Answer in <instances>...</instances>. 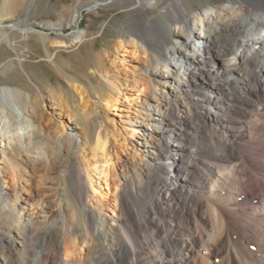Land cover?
<instances>
[{
	"label": "bare ground",
	"instance_id": "obj_1",
	"mask_svg": "<svg viewBox=\"0 0 264 264\" xmlns=\"http://www.w3.org/2000/svg\"><path fill=\"white\" fill-rule=\"evenodd\" d=\"M30 1L0 0V40L7 41L16 50L15 58L2 63V72H7L9 68L14 67L24 68L20 38L24 34L34 35L35 31L23 20L11 25L5 22L15 18L23 10L29 12ZM157 5L162 6L168 16L180 22L172 28L164 23L165 34L161 32L162 29L154 17V7ZM102 6L136 9L134 19L137 26L129 33L147 43L148 48L134 38H130L134 55L140 56L148 63L147 73L151 70V74H158L155 69L163 62L168 70V76H165L167 80L163 85L167 89L165 92L168 91L167 93L171 95L169 98L177 106L181 105L185 114H190L193 107L199 112L203 109L205 116L223 129L227 139L228 137L234 139L233 153L236 152L239 155L243 164L241 169L232 166L230 168L226 164L213 167L208 176L196 184L189 179L194 170L190 169L192 163L189 162L192 161L195 152L191 148L192 145L186 141L189 135L182 129L189 122L185 117L188 115L178 114L179 110L177 113L168 114V110L166 112L164 107L154 113L148 105V110H151L149 112L154 113L159 122L168 119V122L174 126L172 130L161 128L158 140L161 145L156 146L154 142L157 141L152 139L148 142L150 146L153 148L155 146L157 149L152 154L155 155L158 163L157 168L164 174V177L157 181L159 194L167 193L176 197L180 190H187L191 192L190 194L192 192L205 194L207 206L212 205V209L209 207L213 212L211 216L220 225L222 231L219 236L221 239L213 246L209 244V240L207 241L211 246L209 256L214 260L227 253L230 264H264V189L259 197L248 192V185L258 182L256 175L260 174L264 178V149L256 150L253 147L257 146L258 140L264 141V133L258 136L251 134L250 137L248 132L251 126L244 125L245 123H264V0H215L194 14L190 13L191 15L188 14L187 4L183 0H94L86 9L93 11ZM75 23L76 26L72 31L58 35L57 45L66 47L68 43L75 44L85 39V31L79 28V18ZM9 26L18 30L19 33L9 31ZM9 34H13L14 37H8ZM39 37L44 42H52L47 33ZM47 48L50 47L47 46ZM154 55L157 59L155 63L154 59L150 58ZM116 62L117 58L113 63ZM105 81L112 93L103 105V112L107 122H111L110 112L119 110L117 106L120 104L123 89L118 81H112L108 77H105ZM145 82L150 88L151 81L147 78ZM71 85L80 91L83 100L89 103V96L85 95V91L79 88V85L72 83ZM25 99H30L25 88L0 87V210L11 214L17 212L20 218L25 217L23 226L26 232L31 226V219L35 213L39 218L53 225L57 222V218L64 217L61 215L63 206H61L59 188L64 178L69 176L79 181L83 210L91 217L92 226H96L94 235L97 233V236H105L104 246L107 247V251L110 250L113 244L112 240H109L108 225L94 212L97 208L103 209L108 199L104 200L100 183L98 188L93 185L88 170L91 161L86 160L88 147L91 149L95 164L101 161L109 167L114 161L113 158L117 153L109 146L107 130L105 127L102 128L94 141L90 142L87 139L88 135L78 125L69 126L72 131L68 136L70 150H64L61 131H59L60 125L65 126L64 122L60 119L50 120L49 123L47 121V111L55 107V103L48 104L47 98H43L39 105L32 101L30 104L29 102L25 104ZM127 130L113 133L112 137L121 136L126 140L127 136L132 134ZM246 142L250 145H246L247 149L240 150ZM134 148L137 154L139 148L136 145ZM71 151H74L77 161H81L82 164L73 167L69 158ZM61 160L65 162V166L58 170L56 164ZM107 172H110L112 176L116 175L112 167L107 169ZM53 174L57 177H52ZM113 184L118 186V180L115 179ZM228 186H231L233 191ZM92 192L93 197L90 195ZM125 195L126 198L122 200L120 208L117 199L111 201L114 214L119 210L115 215L118 218L112 219L116 224L114 230H120L121 235L125 234L124 237H126L125 245L117 247L115 251L119 256L127 253L137 258L141 253H148L154 257L155 252L151 251L150 241H140L135 244L131 240L133 236L139 240L142 239V234L145 233L144 223L139 219L133 205L137 199L135 194L127 191ZM91 201L94 207L92 211L88 204ZM191 202H194L193 195L186 197L184 205L187 211L192 212L191 214H196L199 209L201 211L204 208V203H197V207L195 206L197 209L192 210ZM158 206L159 203L157 205L151 203L149 207L147 206L148 218H145L144 222L150 223L151 214ZM30 209L31 213L28 214ZM120 213L124 214L125 218H120L121 216H118ZM99 225L103 227L101 231L99 230L100 232L97 228ZM69 227L67 231H70L72 225ZM5 229L6 231H0V264H48V249H44L41 243L37 244L40 250L33 260L27 259V253L24 250L23 263H20L17 257V252L21 250L19 246L25 249L30 234L26 233L22 243H19L13 238L11 228L7 226ZM86 229L85 239H89L91 231L85 227ZM64 231L66 232L65 229ZM62 234L64 235V232ZM66 234L68 235V232ZM74 234L76 235L73 233L68 237ZM188 235V240H176L173 236L166 234L165 241L161 240L163 243H160L159 247L166 246L165 243L168 245L174 243L180 247L176 254L174 250L162 247L165 253L174 257L172 264H193L200 252L199 246H204L205 239L198 234L188 232ZM76 238H73L75 242L69 243L71 246L66 243L67 241H63L62 245L59 244L60 254L54 255L52 264L84 263L82 261L86 259L85 245L87 243L84 245L78 243V246L74 247L72 243L78 241ZM106 242L111 246H106ZM95 262L94 264L101 263ZM102 264H112V261ZM155 264L165 263L163 258L159 257Z\"/></svg>",
	"mask_w": 264,
	"mask_h": 264
},
{
	"label": "rangeland",
	"instance_id": "obj_2",
	"mask_svg": "<svg viewBox=\"0 0 264 264\" xmlns=\"http://www.w3.org/2000/svg\"><path fill=\"white\" fill-rule=\"evenodd\" d=\"M93 1L31 0L29 12L23 10L15 18L7 20L5 24L9 25L23 20L29 27L33 28L35 34H24L20 38L22 39L24 68H9L7 72H2V63L15 58L16 50L7 41L0 40V87L25 88L30 97L29 100L25 99V104H28V102L30 104V101H32L39 105L43 98H47L48 104H51V102L55 103V107L47 111V121L49 123L50 120L55 121L60 119L64 122L65 126L60 125L59 128L61 139L64 143V150H70L68 136L72 131L69 126L78 125L88 135L87 139L90 142H93L99 131L105 127L108 132L109 146L117 153L116 157L113 158L114 161L109 167L101 161L95 164L91 149L88 147L86 148V160L91 161L90 165H88V170L93 185L98 188L100 183V190L104 195V200L108 199L103 209L97 208L94 212L108 225L107 228L110 232V237H108L109 240H112L113 246L108 245V241L105 244L113 248L110 247L111 249L107 251V247L105 248L103 243L105 236H97L96 232V235H94L93 232L96 231V226H92L91 217L86 215L83 210L79 181L69 176L64 178L59 188V194L62 199L61 206H63L61 209V215H64L63 218H57V222L50 225L49 222L39 218L35 213L31 219V226L26 232L23 226L25 217L20 218L17 212L11 214L10 212L0 210V231H6L5 228L9 226L13 238L19 243H22L26 233L30 234L25 249L19 246L21 250L17 252V257L20 263H23L22 255H24V250L27 253V255L25 254L27 259L33 260L40 250L37 244L41 243L44 249H48L47 263L52 264L51 261L54 255L60 254L59 244L62 245L66 241L67 244L72 241L75 242L73 238L77 237L76 241L77 239L78 241L72 243V246H78V243L79 245L82 243L83 245L84 243L88 244L85 245L87 255L86 259L82 261L84 262L83 264H94L96 263L95 261L101 262L100 264L106 261H112V264H155L159 257L163 258L165 264H172L171 262L174 257L165 253L162 247L174 250L175 254L179 252L180 247L174 243H169V245L165 243L166 246L159 247L160 243L165 241V235H171L176 240H188V232L189 234L190 232H194L205 239L204 246H208L204 247L200 243L202 246H199L200 252L193 264H230L227 253H224L225 255L222 254L223 256L221 255L214 260L209 256L211 246L221 239L219 236L222 231L220 230V225L211 216L213 213L211 210L212 205L207 206L205 194L200 192H192L190 194L191 192L189 193L187 190H180L179 195L176 197L167 195V193L159 194L157 181L161 177L163 178L164 174L162 170L157 168L158 163L155 155L152 154L157 149H155V146L154 148L150 146L148 142L152 139L153 141H157L154 142L156 146L161 145L158 141L161 128L172 130L174 127L168 122V119L162 122L157 120V116L154 113L158 112L160 108H166L165 110L166 112L168 110V114L172 112L177 113L179 110L178 114L188 115V117H185L189 122L182 129L189 135L186 141L192 145L191 148L195 152L192 161H188L192 163L190 169H194L189 179L199 184L200 181H203L208 176L210 169L213 167H221L226 164L230 168L231 166L236 169L243 168L239 155L236 152H234L235 154L233 153L234 147L232 144L234 139L230 137L227 139L225 134H223V129L214 122H211L205 116L206 113L203 109L199 112V110L193 107L190 114H185L181 105L177 106L174 104L173 100L169 98L171 95L167 93L168 91L165 92L167 89L163 85L165 80H167L165 76H168L167 66L163 62L155 69L158 74H151V70L147 73L146 67L149 66L148 63L140 56L134 55V50L131 47V39L134 38L148 48L147 43L140 40L138 36L129 33V31L135 29L134 27L137 26V22L134 19V15L137 13L136 9L133 7L102 6L93 11L88 10L81 13ZM183 1L187 4L188 14L191 15L205 8L215 0ZM154 17L163 33L164 23L169 28L180 24L179 21L168 16L165 9L159 5L154 7ZM78 18L79 28L86 33L85 39L75 44L68 43L66 47L57 45L56 42L59 41L58 35L72 31L76 26L75 21ZM8 29L11 32L19 33L13 27L9 26ZM46 33L49 34L52 42H44L39 37ZM8 37H14V35L9 34ZM47 46L50 48H47ZM116 58L117 62L114 64L113 61ZM150 58L154 59V63L157 60L155 55L150 56ZM150 64L153 63L150 62ZM105 77H108L112 81H118L120 87L123 89V94L120 95V104L117 106L119 110L110 112L111 122H107V117L103 112V105L110 93H112L105 81ZM147 78L151 81L150 88L145 82ZM71 83L76 86L79 85V88L85 91V95L89 96V103L83 100L81 92L75 89ZM148 105L151 106L152 111L148 110ZM244 125L251 126L248 132L250 137L251 134L258 136L264 133V123H245ZM126 130L130 134L132 133L130 136H127L126 140L121 136L112 137L113 133L125 132ZM245 141H247V138H245ZM135 145L139 148L137 154H135ZM246 145H250V143L246 142L243 147H240V150L247 149ZM187 147H189L188 144ZM253 147L256 150L264 149V141L258 140L257 146ZM235 150H238V148H235ZM69 158H71L70 162L73 167H76L77 164H82L81 161H77L74 151H71ZM63 166H65L63 160L56 164L58 170H61ZM111 167L114 168L116 175L112 176L110 172H107V169ZM55 176L57 177L55 174L52 175V177ZM115 179L118 180V186L113 184ZM256 181L258 182L254 184L250 182L248 192L253 193L255 197H259L261 191L264 189V178L260 174L256 175ZM228 188L233 191L231 186H228ZM126 190L135 194L137 198L135 203L132 202V204L134 203L133 205H135L134 208L138 212L139 219L143 220L145 231L142 234V239L139 240L133 236L131 240L135 244H138L140 241H150L152 245L151 251H153L152 253L155 252L154 257L148 253H141L137 258L127 253L119 256L117 255V251H115L117 247L125 245L126 237H124L123 231L121 232L124 236L121 235L120 230H114L116 224L112 219L118 218L115 215L119 210L114 214L111 201L117 199L120 208L122 200L126 198ZM93 194L92 192L90 195L93 197ZM192 195L194 201L191 202L192 210L197 209V203H204V208L201 211L199 209L196 214H191L192 212L187 211L184 207L186 197H191ZM261 201L263 202L262 199ZM151 203H155V205L159 203V206L151 214L150 223L146 221L145 223L144 219L148 218L147 208ZM88 204L92 211L94 209L93 201L88 202ZM30 213L31 209L28 214ZM118 216L125 218V215L121 213ZM85 223L87 224L85 225ZM71 225L72 230L67 231ZM85 227L91 231L92 237L90 236L89 239H85L87 232ZM97 228L98 232L103 229L101 225ZM61 231L64 232V235ZM67 232L68 235L73 233H76V235L68 237ZM81 240L82 242H80ZM93 243L94 245H92ZM69 245L71 246V244Z\"/></svg>",
	"mask_w": 264,
	"mask_h": 264
},
{
	"label": "water",
	"instance_id": "obj_3",
	"mask_svg": "<svg viewBox=\"0 0 264 264\" xmlns=\"http://www.w3.org/2000/svg\"><path fill=\"white\" fill-rule=\"evenodd\" d=\"M87 10H88V9L85 8V9H83V10L81 11V13H83L84 11H87Z\"/></svg>",
	"mask_w": 264,
	"mask_h": 264
}]
</instances>
